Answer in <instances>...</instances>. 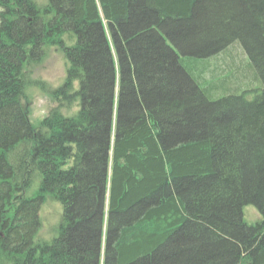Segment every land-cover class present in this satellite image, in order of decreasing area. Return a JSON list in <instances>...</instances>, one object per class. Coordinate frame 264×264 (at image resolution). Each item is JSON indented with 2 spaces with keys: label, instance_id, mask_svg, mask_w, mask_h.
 <instances>
[{
  "label": "trees",
  "instance_id": "16d2710c",
  "mask_svg": "<svg viewBox=\"0 0 264 264\" xmlns=\"http://www.w3.org/2000/svg\"><path fill=\"white\" fill-rule=\"evenodd\" d=\"M0 264H264V0H0Z\"/></svg>",
  "mask_w": 264,
  "mask_h": 264
},
{
  "label": "rangeland",
  "instance_id": "374dc122",
  "mask_svg": "<svg viewBox=\"0 0 264 264\" xmlns=\"http://www.w3.org/2000/svg\"><path fill=\"white\" fill-rule=\"evenodd\" d=\"M215 61H210V65H214L217 68L227 69L225 64L230 65L234 72V76L238 79H245L250 75L248 70H244L246 55L242 49L238 46H233L228 49L226 53H221L217 56ZM65 62L59 53L55 49H51L47 52V57L40 66L33 67L31 70V78L33 80H39L47 85L51 89H55L60 86L65 76ZM244 76V77H243ZM255 89L252 84H246L243 90L251 91ZM28 107H29V120L31 125L37 126L38 122L47 114L48 110L53 106L49 101L46 94L39 92L36 89H30L28 91ZM219 97L223 94L217 95ZM248 98L251 99L252 95L248 94ZM61 213V207L58 204L48 202L46 206L41 209L42 227L39 229L38 235L43 239H49L52 228L57 223L58 216ZM243 219L246 224L253 225L259 219L260 215L253 206H246L242 210ZM38 236V237H39Z\"/></svg>",
  "mask_w": 264,
  "mask_h": 264
}]
</instances>
